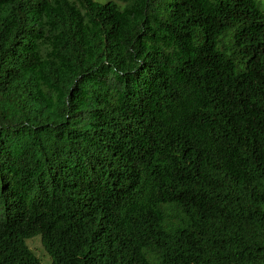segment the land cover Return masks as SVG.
<instances>
[{"label": "trees", "instance_id": "trees-1", "mask_svg": "<svg viewBox=\"0 0 264 264\" xmlns=\"http://www.w3.org/2000/svg\"><path fill=\"white\" fill-rule=\"evenodd\" d=\"M261 0H0V264H264Z\"/></svg>", "mask_w": 264, "mask_h": 264}, {"label": "rangeland", "instance_id": "rangeland-1", "mask_svg": "<svg viewBox=\"0 0 264 264\" xmlns=\"http://www.w3.org/2000/svg\"><path fill=\"white\" fill-rule=\"evenodd\" d=\"M100 2H106L108 0H98ZM261 4H262V8L264 9V0H261ZM29 247L31 250H33L37 256L41 259V261L44 264H49L51 262V258L50 256L47 254V252L45 251V249H43V245H42V241L40 236H35L32 237L30 239H28L27 241Z\"/></svg>", "mask_w": 264, "mask_h": 264}, {"label": "clouds", "instance_id": "clouds-1", "mask_svg": "<svg viewBox=\"0 0 264 264\" xmlns=\"http://www.w3.org/2000/svg\"><path fill=\"white\" fill-rule=\"evenodd\" d=\"M38 236H40V235H38ZM40 238H41V236H40ZM28 239H30V238H28ZM28 239L26 240V243H27ZM27 245H28V243H27ZM28 247H29V245H28ZM29 249H30V247H29ZM47 254H48V253H47ZM48 255H49V254H48Z\"/></svg>", "mask_w": 264, "mask_h": 264}]
</instances>
